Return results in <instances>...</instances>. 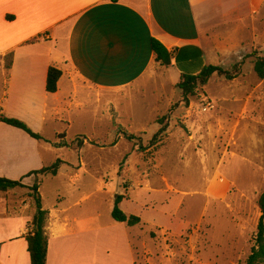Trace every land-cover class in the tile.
Here are the masks:
<instances>
[{
    "label": "rangeland",
    "instance_id": "obj_1",
    "mask_svg": "<svg viewBox=\"0 0 264 264\" xmlns=\"http://www.w3.org/2000/svg\"><path fill=\"white\" fill-rule=\"evenodd\" d=\"M251 16L252 35L247 29L235 35L239 52L210 61L230 72L239 67L236 78L214 74L188 104L169 73L157 75L144 93L100 101L90 95L80 110L72 104L59 116L47 108L35 126L44 139L39 166L63 163L56 176L41 178L43 206L68 208L90 231L128 236L135 264H243L264 188V84L250 56L264 55V4ZM156 88L163 94L152 93ZM67 113L68 125L59 122ZM121 130L136 138L125 139ZM118 194L119 208L140 216L137 225L112 219Z\"/></svg>",
    "mask_w": 264,
    "mask_h": 264
},
{
    "label": "crops",
    "instance_id": "obj_2",
    "mask_svg": "<svg viewBox=\"0 0 264 264\" xmlns=\"http://www.w3.org/2000/svg\"><path fill=\"white\" fill-rule=\"evenodd\" d=\"M263 4L264 0H0V112L35 132L49 107L59 116L72 104L80 110L90 95L100 101L103 95L144 93L157 75L170 73L177 83L181 74H197L211 60L239 52L235 35L245 29L252 35L251 15ZM152 39L172 52L171 65L163 71L157 70ZM10 52L7 71L4 57ZM50 66L61 70L54 93L45 90ZM156 92L163 94L162 89L152 93ZM59 122L71 123L69 113ZM41 167L39 142L0 122V177L31 187L35 176H25ZM26 193V188H16L0 196V264H30L24 236L34 209ZM42 207L48 211L46 264H135L128 236L90 231L86 220L70 217L66 207ZM25 209L31 213L24 215Z\"/></svg>",
    "mask_w": 264,
    "mask_h": 264
},
{
    "label": "trees",
    "instance_id": "obj_3",
    "mask_svg": "<svg viewBox=\"0 0 264 264\" xmlns=\"http://www.w3.org/2000/svg\"><path fill=\"white\" fill-rule=\"evenodd\" d=\"M34 41V40H32ZM151 50L153 52L154 60L157 64V70L163 71L171 65V59L173 57L172 52L168 51L164 45L156 39L151 40ZM253 57V70L257 78L264 84V55H257L255 52L250 54ZM13 52H10L4 57V68L9 70L11 68ZM237 66L234 67V71L230 72L223 69L220 65H205L201 71L197 74H181L175 87L181 92L182 101L188 104L189 97L193 96L195 92L200 88L202 89L207 85L210 78L216 74L222 77L226 81H231L236 78L238 73ZM61 76V70L56 67L50 66L47 70L45 90L47 93H54L57 90V81ZM0 122L5 123L9 126L15 127L24 131L29 137L40 142L43 141V137L34 132L26 123L23 121L5 116L0 112ZM157 122L161 123L162 118L158 119ZM164 131L160 129L159 133ZM127 140H133L136 137L133 134L122 131L119 133ZM63 135H59V138L63 139ZM81 136L78 137L80 139ZM115 141L112 143L114 144ZM54 147H60L67 143L53 142ZM82 143H78L76 147H80ZM63 163L62 160L56 159L52 164L43 166L38 170L29 172L25 177L30 175L35 176V182L31 187H27L22 184L21 180H10L7 178L0 177V193L6 194L15 190L16 188H26V197L33 207V216L31 223L28 227V232L24 236L27 243V251L30 257V264H46L47 255V233L46 224L48 220V211L42 207V200L38 187L42 177L55 176L58 172L59 165ZM124 199L123 195H116L114 200V206L111 211V217L115 222L126 223L128 226H134L140 222V218L135 215H127L120 208L119 205ZM257 206L260 212V217L256 227L255 235L253 236V245L250 253L247 256L243 264H262L264 263V188L261 191Z\"/></svg>",
    "mask_w": 264,
    "mask_h": 264
}]
</instances>
